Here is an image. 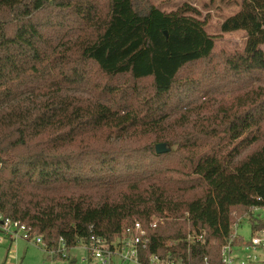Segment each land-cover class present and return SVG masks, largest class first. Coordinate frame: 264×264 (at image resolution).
<instances>
[{
    "label": "trees",
    "instance_id": "1",
    "mask_svg": "<svg viewBox=\"0 0 264 264\" xmlns=\"http://www.w3.org/2000/svg\"><path fill=\"white\" fill-rule=\"evenodd\" d=\"M198 14L0 0V213L48 252L139 222L142 264H221L234 224L264 206V0L222 23L246 35L230 53ZM229 86L207 111L202 96Z\"/></svg>",
    "mask_w": 264,
    "mask_h": 264
},
{
    "label": "built area",
    "instance_id": "2",
    "mask_svg": "<svg viewBox=\"0 0 264 264\" xmlns=\"http://www.w3.org/2000/svg\"><path fill=\"white\" fill-rule=\"evenodd\" d=\"M153 228L158 225L153 219ZM249 226L252 236L245 239L240 235L243 226ZM229 241L221 249V264H264V206L253 207L250 216L240 217L233 226ZM23 236L27 241L33 240L38 246L46 249L40 237L32 239L27 228L0 213V243L4 239L14 240ZM203 237H188L189 242L202 241ZM62 242V240H61ZM149 240L147 231L139 222L129 225L122 236L109 243L102 238L93 237L85 245L87 258L85 264H142L140 256L142 251H147ZM67 248L62 244L57 250H51L50 256L66 258ZM207 261V259H205ZM149 264H182L180 260L152 256Z\"/></svg>",
    "mask_w": 264,
    "mask_h": 264
},
{
    "label": "rangeland",
    "instance_id": "3",
    "mask_svg": "<svg viewBox=\"0 0 264 264\" xmlns=\"http://www.w3.org/2000/svg\"><path fill=\"white\" fill-rule=\"evenodd\" d=\"M155 6L160 7L163 12H175L185 5L197 10L198 19L206 22L207 33L217 38L216 55L219 53H230L244 47L246 35L243 32L222 33V23L240 9L243 0H150ZM232 87L221 88L212 91L209 95H203L201 102L207 104V99L211 103L225 102L231 100L234 94ZM209 101V102H210ZM208 105V106H207ZM207 111L210 105L207 104ZM240 235L245 239L252 236L249 226H243ZM87 258L86 246L81 244L67 252L66 258H52L50 253L38 246L33 240L27 241L23 236H18L14 240L4 239L0 243V264H85Z\"/></svg>",
    "mask_w": 264,
    "mask_h": 264
},
{
    "label": "water",
    "instance_id": "4",
    "mask_svg": "<svg viewBox=\"0 0 264 264\" xmlns=\"http://www.w3.org/2000/svg\"><path fill=\"white\" fill-rule=\"evenodd\" d=\"M166 37L168 38V34L167 33H166ZM156 151H157V154L161 155V154L166 153L168 150H167L165 145L159 144V145L156 146Z\"/></svg>",
    "mask_w": 264,
    "mask_h": 264
}]
</instances>
